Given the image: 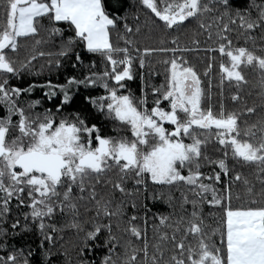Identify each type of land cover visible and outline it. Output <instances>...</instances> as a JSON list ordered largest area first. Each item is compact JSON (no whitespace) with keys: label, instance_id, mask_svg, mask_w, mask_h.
Instances as JSON below:
<instances>
[{"label":"snow or ice","instance_id":"snow-or-ice-1","mask_svg":"<svg viewBox=\"0 0 264 264\" xmlns=\"http://www.w3.org/2000/svg\"><path fill=\"white\" fill-rule=\"evenodd\" d=\"M0 264H264V0H0Z\"/></svg>","mask_w":264,"mask_h":264},{"label":"trees","instance_id":"trees-1","mask_svg":"<svg viewBox=\"0 0 264 264\" xmlns=\"http://www.w3.org/2000/svg\"><path fill=\"white\" fill-rule=\"evenodd\" d=\"M142 42L144 44H153V41L148 39V38H142ZM239 44L241 46H244V41L243 40H240L239 41ZM248 47H251V44L249 43L247 45ZM46 49L47 48H52L53 50H55V45H49V46H45ZM189 55V58L191 60L192 63L196 64V66L200 69V70H203L204 66H205V61H206V57L204 56L203 53H199V54H188ZM162 57L160 56H157L155 58H153V64L155 66V69L158 70L161 75L160 76H157V77H154L153 79V82H161L163 80V72H164V65L161 64V63H158V61L161 59ZM219 61H220V58L217 57V66L213 68V75H214V79H213V84L215 85L216 83H218L219 81V69H218V65H219ZM144 71H147V69H145ZM249 75V78L250 79H255V74L254 73H251V72H248L247 73ZM207 79V78H205ZM131 90L136 94V95H140V92H139V82L138 81H134V82H131ZM213 93H218V89L213 87L212 89ZM230 91H234V90H230L228 89L227 87L225 88V99H224V103L226 105H229L231 104V102L227 99V96L229 95ZM95 94H102V90L101 89H97L95 90ZM36 95L38 96L39 95V91L36 93ZM220 96L219 95H214L213 96V102L214 103H218L220 101ZM102 119V118H101ZM104 131L106 134H110V135H114L115 133L112 132V125L111 123H106L105 124V128H104ZM178 195V193H177ZM150 205H151V202H149ZM157 207H159L160 209H167V205H164V204H157ZM155 210V209H154Z\"/></svg>","mask_w":264,"mask_h":264}]
</instances>
